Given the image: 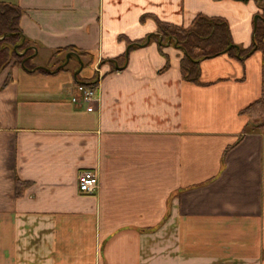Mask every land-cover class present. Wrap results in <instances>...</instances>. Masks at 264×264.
Returning <instances> with one entry per match:
<instances>
[{"label":"crops","instance_id":"1","mask_svg":"<svg viewBox=\"0 0 264 264\" xmlns=\"http://www.w3.org/2000/svg\"><path fill=\"white\" fill-rule=\"evenodd\" d=\"M0 3L22 9L33 51L28 69L0 65V264H264V134L241 114L262 95L264 50L203 59L198 84L182 48L148 41L159 20L203 14L248 49L257 0ZM67 48L84 54L77 76L75 55L57 70ZM85 82L98 98L74 103Z\"/></svg>","mask_w":264,"mask_h":264},{"label":"trees","instance_id":"2","mask_svg":"<svg viewBox=\"0 0 264 264\" xmlns=\"http://www.w3.org/2000/svg\"><path fill=\"white\" fill-rule=\"evenodd\" d=\"M237 1L247 2L249 0ZM257 2L260 8V18L257 21L253 44L248 49L239 47L240 50L238 52V49L234 46L235 44L231 36L229 24L225 19L220 17H208L203 14L196 16L188 28L161 22L159 20V34L149 36L148 41L154 38L159 40L161 45L170 41L178 44V47L182 48L185 52L181 60V74L183 79L200 84L201 61L203 59L218 56L223 53H227L233 58H242L254 50H264V0H257ZM22 13V9L16 5L0 3V65H4L14 58L17 63L21 64L26 57H29L33 53L30 42L26 40L19 26ZM23 40L24 43L19 45ZM146 42V39L132 41L130 42L129 50L136 46H141ZM16 46H18L17 50H15ZM228 48L230 49L224 52ZM26 49H28L27 52H25ZM63 52H74L80 57L84 55L74 48L57 51V53ZM126 59L127 54L113 61L120 64L121 61L125 62ZM64 62L65 59L60 60L61 64ZM24 68H30L28 59L25 62ZM84 84L96 85L97 82H85ZM241 114L249 118L244 132H246L250 126H255L260 128L264 134V86L261 97L243 109ZM17 185L18 189H22V186H26V184L21 181H17ZM20 193L19 190V194Z\"/></svg>","mask_w":264,"mask_h":264},{"label":"built area","instance_id":"3","mask_svg":"<svg viewBox=\"0 0 264 264\" xmlns=\"http://www.w3.org/2000/svg\"><path fill=\"white\" fill-rule=\"evenodd\" d=\"M100 73V69H97ZM99 88L95 85L78 84L72 96L74 103L83 104L98 98ZM99 188L98 174L94 170H85L79 177V190L83 194H94Z\"/></svg>","mask_w":264,"mask_h":264},{"label":"water","instance_id":"4","mask_svg":"<svg viewBox=\"0 0 264 264\" xmlns=\"http://www.w3.org/2000/svg\"><path fill=\"white\" fill-rule=\"evenodd\" d=\"M259 18H260V15L257 14V15L255 16V20H254V22H255V29H256L257 21H258ZM149 39H150V38H149ZM23 43H24V40H23L19 45H22ZM19 45H18V46H19ZM18 46L15 47V50H17ZM175 46L178 47V44H176ZM234 46L238 49V52H239V50H240V49H239V46H237V45H234ZM33 48L36 50L35 47H33ZM230 48H231V47H230ZM230 48H228V49H227L226 51H224V52H227ZM27 50H28V49H26L25 52H27ZM25 52H24V53H25ZM36 52H37V50H36ZM73 55L77 56V58L79 59V62H80V69L76 72V75H75V76H77L78 73L83 69V67H84V63H83V61L81 60V57H80L79 55H77L76 53H74V52H69V53L67 54V56H66V61H65L63 64L59 65L58 68H57V70L63 68L66 64H68V62L70 61V57L73 56ZM239 56H240V54H239ZM28 58H29V57H26V58L22 61L21 65H22L23 67H25V62H26V60H27ZM37 68L47 69V68H45V67H43V66H39V67H37Z\"/></svg>","mask_w":264,"mask_h":264},{"label":"rangeland","instance_id":"5","mask_svg":"<svg viewBox=\"0 0 264 264\" xmlns=\"http://www.w3.org/2000/svg\"><path fill=\"white\" fill-rule=\"evenodd\" d=\"M69 53V52H68ZM15 59V58H14ZM28 64H29V66L31 67L32 66V64L30 63V61H28ZM53 66H56V64H54ZM98 67V66H97ZM58 68V67H57ZM98 69V68H97ZM101 69V68H100Z\"/></svg>","mask_w":264,"mask_h":264}]
</instances>
